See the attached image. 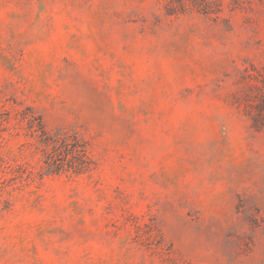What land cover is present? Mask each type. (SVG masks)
Returning <instances> with one entry per match:
<instances>
[{
  "label": "rangeland",
  "instance_id": "rangeland-1",
  "mask_svg": "<svg viewBox=\"0 0 264 264\" xmlns=\"http://www.w3.org/2000/svg\"><path fill=\"white\" fill-rule=\"evenodd\" d=\"M169 1L0 0V264H264V0Z\"/></svg>",
  "mask_w": 264,
  "mask_h": 264
},
{
  "label": "trees",
  "instance_id": "trees-1",
  "mask_svg": "<svg viewBox=\"0 0 264 264\" xmlns=\"http://www.w3.org/2000/svg\"><path fill=\"white\" fill-rule=\"evenodd\" d=\"M244 3L251 0H237ZM196 7L206 14L215 13L219 16L223 12V0H170L167 13L177 14L186 12L189 8ZM260 90L248 102V112L252 118V125L257 130L264 128V84L256 85ZM20 112V111H19ZM20 114V113H19ZM18 121H23L26 116L16 117ZM19 123L15 122V125ZM22 127V124L20 125ZM31 134L38 137V141L42 146L43 162L42 172H59L60 170H68L75 173H84L92 170V157L86 146V140L79 134L61 135L60 131H51L45 127L42 122L38 124L29 123ZM32 173V172H31Z\"/></svg>",
  "mask_w": 264,
  "mask_h": 264
}]
</instances>
